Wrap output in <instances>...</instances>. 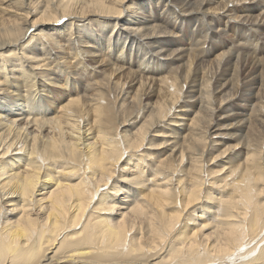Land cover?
I'll return each instance as SVG.
<instances>
[{"label":"bare ground","instance_id":"bare-ground-1","mask_svg":"<svg viewBox=\"0 0 264 264\" xmlns=\"http://www.w3.org/2000/svg\"><path fill=\"white\" fill-rule=\"evenodd\" d=\"M262 1L255 5V0H2L6 7L0 8L4 11L0 15V264H264L262 142L249 141L244 164L228 171L224 187L231 193L221 198L219 214L213 212L218 223L212 231L204 233L208 225L193 234L179 229L189 210H197L201 202L204 157L214 143L210 138L213 133L231 137L227 125L231 118L222 114L236 108L227 99L234 80L247 79L243 88L259 82L256 72L263 64L252 51L256 35L264 29ZM222 18L238 29L239 41L211 61L210 51L202 52V46L210 41L214 47L226 34L214 27ZM186 23L206 24L207 35L204 41L201 37L190 48H181L176 45L185 36ZM48 25L54 29L44 32ZM55 28H62L63 36ZM247 31L253 40L243 37ZM65 47L71 58H88L92 63L104 50H126L137 56L139 66L157 58L160 70L145 77L157 100L145 103L144 74L132 72L131 57L122 53L108 64L119 62L120 67L102 76L95 88L76 70L73 79L83 85L82 96H70L54 109L50 88H69V80L58 83L64 70L57 59ZM233 62L236 69L231 74L228 66ZM124 68L130 71L129 82L115 81L113 75H121ZM134 84L139 85L131 92ZM114 88L119 90L118 104L131 100L116 106L108 96ZM91 89L98 92L90 97ZM260 96L248 100L253 116L246 128L260 126L264 133V106L253 101ZM214 98L221 102L215 108ZM179 103L185 108L178 110L181 114L193 112L189 103L200 111H194L191 119L180 116L179 130L188 129L189 134L172 135L173 140H166L173 141L167 145L169 159L151 162L150 151L160 148L152 147L149 138H160L157 126L180 108ZM85 116L86 125L81 119ZM136 116L140 121L134 120ZM127 126L134 127L124 132ZM165 134L161 138H171ZM179 140H183L180 150ZM234 150L225 147L222 155ZM143 164L149 165L151 180L156 178L153 184L139 179L138 167ZM179 176L183 179L174 181ZM116 180L122 186L145 187L149 193L141 200L129 199L136 192L123 193L126 199L119 201L127 203L122 209L128 210L115 220L111 216L116 202L104 192L122 194L113 185ZM179 202L175 211H166Z\"/></svg>","mask_w":264,"mask_h":264},{"label":"rangeland","instance_id":"rangeland-1","mask_svg":"<svg viewBox=\"0 0 264 264\" xmlns=\"http://www.w3.org/2000/svg\"><path fill=\"white\" fill-rule=\"evenodd\" d=\"M258 2H259V0H257V1L255 0V5L258 4ZM261 3H263V6H264V1H262ZM4 4L5 3L3 2V4H2V0H0V8H5L6 4L5 5ZM19 9H21V8L19 7ZM255 9H260V5L258 6V8H255ZM12 10H14V9H12ZM3 13H4V11H2L0 9V15L3 14ZM5 14L7 15L8 18H12V19L15 18L13 14H10L8 12H6ZM221 21H222L221 24H217V25H215L216 24L215 21H212V22L215 25L214 27L216 28V30L221 29L223 31H226L225 32L226 34L222 35L221 38H219V37L217 38L216 45L214 47H212L213 45H212V43H210V41L207 42V44L209 43L208 45L207 44L206 45L203 44L205 47L202 46V49H203L202 52L210 51V53H211V59L210 60L211 61L215 60L223 51H225V52L230 51L229 48L230 49L233 48L236 45V43L239 41V39H238L239 38L238 29H236V27L233 25V23L227 22V20L223 19V18L221 19ZM187 23L184 26V32L182 34V35H185L182 38L183 42L181 43L180 40H182V39L179 38L178 39V43H180V44L176 45V46L181 45L182 46L181 48H190L195 43L196 39H198L197 42H199L201 37H203L201 40L204 41V39L206 37L205 35H207L206 31H207V27L208 26H206V24L203 23L200 26L199 25L198 26L194 25V27H193V24H191L189 26V25H187ZM51 26H52V28L54 27L53 25L43 26L44 32H48L47 29L48 28L50 29ZM57 27H63V26L58 25ZM196 27L198 29H202L203 31L202 30L201 31H197V32H200L198 35L194 32L195 35H196L195 36L194 33L192 34V32L197 29ZM261 29H263V28H261ZM55 30H57V32H55V33H57L60 37L63 36L62 28H55ZM169 31H170V29H169ZM247 33H249V34H247ZM250 33L251 32L247 31L246 32L247 35L245 33L244 34L242 33V35H243V37L246 36L245 38H250L251 40H253V38H251V34ZM260 34L261 35H256L257 37L254 39L255 42H256L255 44L257 46L256 47L257 52H256V50H254V52L252 51L254 57H255V55L257 53L259 54V55L257 54V56H256L257 60H261V62L263 64V67L259 69V72H256V74H258V77H259V82H257L251 88L247 87V86L243 88L242 85H244V83H245V81L247 79L244 80V81H241V78L238 77V79H237L238 81L234 80V84L235 85L233 84V90L231 91L232 93H231V95H229V97L227 99L229 100V102H231V101L234 102L235 105H236V108L234 107V108L230 109L228 112H226L225 114H222L223 117L225 116L226 118H229V116H230V118H231L227 122L228 128H232V130L230 131L231 137L229 135L228 136L226 135L227 137H221V138L219 137L218 138V136H216V134L213 133L212 137L210 138L211 141H213L214 143L211 144L213 146L210 147V151H207L205 153V157H204L205 158V171H206L205 172L206 176L204 177V180H205L206 184L203 187V193L201 195V202L195 207V208H197V210L196 209L189 210V213L187 214L188 217L183 221L182 224L179 225L180 228L178 227L180 229V231H181L180 233L187 232L188 234H190V233L193 234L194 231H198L200 229V227L204 226V225H206V226L208 225L209 226V227L207 226V228H209V229L204 232L205 234H209L210 231H212V229L218 223L217 214L213 215V212L215 213L216 211L219 210L218 204L221 201V198L222 199H226V198H228V196H227L228 193L229 192L231 193V190H228V188L226 189V187H224V180H225V177H227L226 175L228 173L230 174V172H232L233 170L237 169L238 166H242L244 164V161H245V159L247 157V154L249 153V149H248L249 148V145H248L249 141H251L252 144H256L257 142L264 143V133H263V131H261V127L260 126H256V127L253 126V127H251L250 130H248L249 129L248 127L246 128V126H249V124L251 123L250 121H252L251 115L253 116V113L251 112L253 110L252 109L253 107H251L253 103L250 105L248 103V100L253 95H261L258 100H253V101H254V103L261 102V105L264 106V29H263V31H260ZM58 40L62 41L63 39L59 38ZM243 42H245V41H243ZM245 44L247 45L248 43H245ZM212 48H213V50H212ZM66 53H67L68 56L67 55L65 56ZM122 53H124V55L128 54V56L131 57V64H132L131 69H133L132 72H139L141 74H144L143 75V77H144L143 79L144 80H142V81H144V83L147 84V87H148V89L146 90V92H144V95H143V97L146 98V102L145 103H153V102H155L157 100V97L154 96L155 95L154 90L151 88L152 82L149 79H147V78H150L152 76V74L156 73L157 70H160V64L158 63V61H157L158 59L157 58L153 59L152 62H149V63L146 60V62L144 64L139 66L137 56L136 55L132 56L126 50L120 51V52H113L111 50L110 51L109 50H104V51H101V53H100L101 57L99 58V61L97 63H92V62H88L89 61L88 58H84V60H87V61H80L81 57H78V58H75V59L71 58V52H70V50L68 48H66V51L63 54L60 55V57H62V58H58L57 59V62L60 63L61 66H63V70H64L63 74H62V78H61L62 80L59 81L58 83H60L61 85H65L66 81L69 80L70 81L69 82V88L68 89H65V87H63V88H61V87L50 88V91H49L50 98H51L52 103H54L51 106H53L54 109L60 108L61 104L63 102H66L70 98V96L71 97L72 96L75 97V96H78V95L80 97L82 96V95H80V93H81L80 90H81V87L83 85H80L79 81L73 79V78H75L74 77V73H75L76 70H78L76 72L80 73V75H82L85 78V81L87 83L94 85L93 88H95L96 85H97L96 82H98V80H100V78L102 76L109 75L110 73L114 72L113 69L120 67V63L117 62V61L116 62H117L118 65H113V64L112 65H108V64H109L110 60L114 61V58L116 56H118V57L122 56L123 55ZM83 56H84V54H83ZM65 57H67V58L65 59ZM186 60H187V58H186ZM81 62H83V63H81ZM235 62H233L230 66H228V70H229V72H231V74H233L232 71H234ZM248 70L249 69L246 70L245 74H248ZM235 71H236V74L239 73L238 69L235 70ZM128 72H130L129 69H125L124 68V72L121 75H119V76L113 75V77L114 76L116 77L115 81H120L121 80V83H125L126 81L129 82V80L131 79V76H130V74ZM256 74H253V76H256ZM147 75L149 77H147ZM71 76H73V77H71ZM203 76H204V72L202 73V75L200 73L199 77H203ZM237 76H238V74H237ZM243 76H245V75L243 74ZM128 77H129V79H127ZM145 77H147V78H145ZM146 79H147V81H146ZM248 80H250V79H248ZM131 84H133L132 81H131ZM138 85L139 84L132 85L133 87L130 88V91L131 90L132 91L136 90ZM236 85H238V86H236ZM126 87H127V85H126ZM186 87L188 88V85ZM186 87L184 85V91H185V89H187ZM242 88H243V90H242ZM248 88H250V89H248ZM63 89H64V91H63ZM117 91H119V90L114 88V89H111V91L108 93V96H110V97L112 96L111 100L116 102L115 103L116 106L117 105H122V103L126 104L127 102H129L131 100L130 98H127L125 101L122 100L121 104H118L119 100H118V98H116ZM241 91L243 92V94L241 93ZM88 92H89V95L91 97L92 95H95L96 92H98V91H96L94 89H91ZM145 95H147V96H145ZM149 95H151V96L149 97ZM218 96L219 97H217V98L220 99V95H218ZM129 97H131V96H129ZM217 98H214L213 100H215V99L217 100ZM218 100H217L216 106H214V108L218 107V105L221 104L220 100L219 101ZM102 103H104V101H102ZM189 105L191 107V111H193V112L195 111L194 113L200 111V110H198L199 106H196L195 104H192V103H189ZM179 107L180 108H178V109L177 108L173 109V111L170 113L171 116L168 117L164 121L165 124L161 123V124H159L157 126L158 129L156 128V131L160 132L161 135L158 132V134L160 135V138L159 139H157L155 137H152V138L150 137L149 138L154 143L152 147H155V149L156 148L157 149L160 148L159 150L150 151V153L153 154L152 156L154 157V160H152L151 162L163 161V160L168 158V156L170 154L169 152H170L171 147H167V145L172 144L173 141L172 142L170 141L167 144L166 140H173V136H176L177 133L180 135V137H182L183 135H186L189 132L188 129L187 130H179L180 127H178V126H180L181 124L178 125L177 123H179L178 121L181 120V117H186L185 115H187L186 118L191 119L192 116L194 117V114H193V112L191 113L190 111L187 114H183V113L181 114V113H179L180 111H178V110L182 109L181 111H183V110H185V108L184 109L181 108L180 103H179ZM58 112H60V109L58 110ZM141 117H142V115H141ZM134 118H135L134 120L137 119L138 121H140L139 120V116H136ZM81 119H82V121H84L85 125L87 123H89L88 118H86V116L82 117ZM182 119H184V118H182ZM172 120H174V121H172ZM241 120H243V121H241ZM188 122L189 121H187V123ZM190 122L188 124H190ZM243 122H245L246 124L243 123ZM90 123H91V120H90ZM239 123H240V125H239ZM237 124H238V126H236ZM165 125L167 127H165ZM90 126H91V124H90ZM133 127L132 126H127V127L123 128V131L124 132L125 131H131L132 130L131 128H133ZM177 129H178V131H177ZM165 132H166V134H165ZM152 133H154V132H152ZM154 134H155V136H159L156 132ZM163 134H165L164 135L165 137H167L168 135H171V138H170V136H169L170 139L161 138V136H163ZM244 137H246L245 138L246 141L244 140ZM237 138H238V140H237ZM181 141H182V144H183V140H179L178 148H177V145H176V148L179 149V150H180L179 144H181ZM157 145L159 147H157ZM165 145H166V147H164ZM225 147H229V148H232V150H234V149L235 150L233 152H231L230 154L227 153L226 155L223 156L222 155V150ZM145 149H146V147H145ZM262 151H263L262 152V160H263L262 161V166H264V148H263ZM177 154H179V152ZM217 157H219V158L217 159ZM174 159L175 158H173L172 160H174ZM137 163H138L137 161L134 162V164H137ZM146 165L147 164H143V166H139L138 167V170H140V172H141V175H140L141 178H139V179H141L142 181H145V184L149 183L148 185H150L151 183L153 184V181L156 178L151 180L153 176H149V174H151V173H149L150 171L148 172V169H147V168H149V165H147V166ZM228 171H230V172H228ZM178 179L182 180L183 178H181L180 176L177 177V178L175 177L174 181H176ZM228 179L231 180V178H228ZM185 180H187V179H185ZM227 181H229V180H227ZM113 185L114 186H116V185L119 186L117 189L119 191L123 190L122 194L120 192L119 194L116 193V195L114 194V196H113V195H110L111 193H109L111 190L108 191L105 188H103V189H105L104 193H107L106 195H107L108 199L109 200L110 199L115 200V202H116V205H115L116 206V210H115L116 212L115 213L113 212L112 216H111L115 220L120 218L121 214L128 210V209H122V208H126L128 206V204L127 203L126 204L125 203L122 204L123 202L119 201L121 199H126L124 197L123 193H126V195H130V194L132 195V193L136 192L137 194L135 195V197L133 199L129 198L131 200H134V199L141 200V199L144 198V196L146 197L148 195L147 193H149V190L147 188H145V187L144 188H141V187H138V188L136 187L135 188V186H137V184H135L134 187L133 186H129V185L122 186L123 184L120 183L119 180L118 181L116 180ZM260 187L262 188L264 186L261 185ZM211 197L213 198V200H211ZM204 198L208 202L205 201ZM179 205H180V202L178 203V205L170 206V209H167L166 211L167 212L175 211L176 207H180ZM195 210H196V212L193 213V216H192L191 214ZM218 214H219V211H218ZM139 225L140 224H137V226H139ZM138 233H139V231H138Z\"/></svg>","mask_w":264,"mask_h":264}]
</instances>
